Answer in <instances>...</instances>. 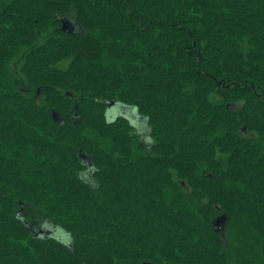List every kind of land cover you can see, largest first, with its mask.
<instances>
[{
    "label": "trees",
    "instance_id": "obj_1",
    "mask_svg": "<svg viewBox=\"0 0 264 264\" xmlns=\"http://www.w3.org/2000/svg\"><path fill=\"white\" fill-rule=\"evenodd\" d=\"M0 264H264V0H0Z\"/></svg>",
    "mask_w": 264,
    "mask_h": 264
},
{
    "label": "rangeland",
    "instance_id": "obj_2",
    "mask_svg": "<svg viewBox=\"0 0 264 264\" xmlns=\"http://www.w3.org/2000/svg\"><path fill=\"white\" fill-rule=\"evenodd\" d=\"M107 116L109 119H115L119 116H126V117H129L131 122L134 124V125H137L138 122H137V117H136V111L135 110H132V109H129V108H126L122 105H116L115 107L111 108V109H108L107 111ZM138 126H142V123L140 121V123L138 124ZM83 177L85 178V180L89 183H95L94 179H92L91 177V173L89 171L85 172L83 174ZM54 235L58 238H62L64 240V242L68 243L69 241H71V238L70 236L62 231V230H55L53 231Z\"/></svg>",
    "mask_w": 264,
    "mask_h": 264
},
{
    "label": "water",
    "instance_id": "obj_3",
    "mask_svg": "<svg viewBox=\"0 0 264 264\" xmlns=\"http://www.w3.org/2000/svg\"><path fill=\"white\" fill-rule=\"evenodd\" d=\"M63 30L66 31V32H69V30L67 29L65 24L63 25ZM114 105H115V103L113 102L110 105V107L114 106ZM54 117H55V114H54ZM227 219H228L227 215L222 214L214 222V226L216 228V231L218 233H220L222 237H225V235H226V222H227ZM41 234H42V231L39 233V235H41Z\"/></svg>",
    "mask_w": 264,
    "mask_h": 264
}]
</instances>
